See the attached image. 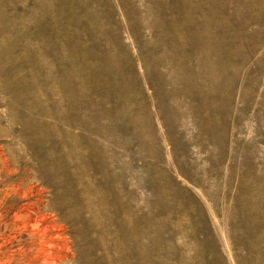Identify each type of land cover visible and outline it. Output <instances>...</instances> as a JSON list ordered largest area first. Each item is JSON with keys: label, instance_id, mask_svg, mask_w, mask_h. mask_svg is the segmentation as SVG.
Segmentation results:
<instances>
[{"label": "rangeland", "instance_id": "374dc122", "mask_svg": "<svg viewBox=\"0 0 264 264\" xmlns=\"http://www.w3.org/2000/svg\"><path fill=\"white\" fill-rule=\"evenodd\" d=\"M0 264H264V0H0Z\"/></svg>", "mask_w": 264, "mask_h": 264}]
</instances>
